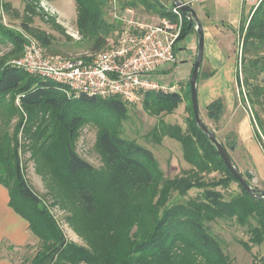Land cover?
Wrapping results in <instances>:
<instances>
[{"label":"trees","instance_id":"1","mask_svg":"<svg viewBox=\"0 0 264 264\" xmlns=\"http://www.w3.org/2000/svg\"><path fill=\"white\" fill-rule=\"evenodd\" d=\"M75 2L78 32L94 52L105 49L111 37L124 29L122 20L110 16L114 0ZM138 5L159 17L177 19L162 0H128L122 8L134 10ZM182 19L177 44L196 29L184 14ZM25 29L43 47L51 43L43 32L28 24ZM2 32L23 52L27 41L23 35ZM240 41L236 68L239 94L244 105H264V0L242 24ZM9 96L18 98L29 114L38 115L42 110L52 116L50 131L41 144L35 145L33 153L54 166L65 187L58 192L56 202L70 204L68 223L87 243L85 246L67 239L51 209L27 183L18 146L8 144L0 150V183L9 190L10 207L29 222L31 233L40 240L31 264H226L222 241L208 225L220 219L248 229L250 242L244 243L247 249L251 248L249 243H264V198L253 196L232 175L215 145L197 126L191 98L187 130L159 122L160 137L179 141L184 159L192 167L184 175L170 178L150 148L123 137L116 128L115 123L128 116L129 104L119 96L73 97L55 81L0 57V104ZM180 102L178 92H149L143 105L159 115L173 113ZM223 108L222 99L213 101L208 106L209 117L217 122ZM90 119H102L98 148L104 172L75 149L76 133ZM47 125L43 128L48 129ZM255 135L264 150L256 131ZM213 172L220 176L207 179L205 175ZM243 174L250 182L252 175ZM233 182L239 191L228 192ZM193 189L198 193L189 196ZM256 264H264V257H259Z\"/></svg>","mask_w":264,"mask_h":264},{"label":"rangeland","instance_id":"2","mask_svg":"<svg viewBox=\"0 0 264 264\" xmlns=\"http://www.w3.org/2000/svg\"><path fill=\"white\" fill-rule=\"evenodd\" d=\"M127 1L117 0L119 12L125 11L122 5ZM132 14L141 22L153 23L157 20V14L146 10L143 5L135 7L130 15ZM77 15L75 0H0V57L6 58L11 63L17 59L19 60L23 52L18 51L17 45L2 31L17 32L26 39L33 38L26 31V24L43 32L50 38L51 43L44 45L50 54L76 56L84 52L95 53L78 32ZM235 38V50L238 58L241 46L238 33H236ZM178 51L180 52V49ZM237 94L240 104L242 103L241 105L248 109L254 122L255 131L261 138L262 144H264V105H244L239 89ZM204 115L203 113L202 116ZM190 118L191 111L189 107L187 112L175 110L170 114L157 115L146 110L143 104H129L128 116L117 121L115 126L123 137L134 139L150 148L155 153L165 176L173 178L184 175L192 167L184 159L183 148L179 141L169 136L160 137L162 130L159 122L180 125L185 131ZM52 120L50 113L45 114L42 110L39 111L38 115L27 113L21 107L18 98L15 99L9 96L7 100L5 99L0 104V150L6 149L8 144L12 147L15 144L18 146L21 167L27 183L51 209L67 239L86 246V240L75 232L68 223L67 216L71 215L70 204L65 200L56 202V196L59 195L58 192L62 191V189L65 190V187L62 186L53 168L54 166L43 156L33 153L35 145L41 144L45 135L50 131ZM101 120L90 119L82 124L74 138V145L77 153L82 158L92 163L97 170L104 172V163L98 148V136L102 126ZM203 120L209 128L215 131L218 139L224 144L230 154V151L237 144L236 137L234 135L231 137L230 135L222 136L215 121L205 118ZM46 124H48V129L43 128ZM239 154L240 150L239 153H233L236 158L239 157ZM247 161L249 160L247 159ZM242 165L240 161L243 173L252 175L250 183L264 190V187H259L254 174L248 171L250 169L245 170V166ZM205 176L210 179L219 177L220 173L213 172ZM238 188V184L233 182L228 192L233 189L239 191ZM197 193L198 190L193 189L189 191V196H196ZM208 225L210 226V231L222 241L221 245L226 256V264H256V260L259 257H264V243L260 246L249 243L250 249L244 246V243L250 242V234L246 227L239 226L233 221L221 219L210 222ZM39 246L40 240L36 237L33 244L16 251L18 253L15 252L14 255L16 263L31 264V259ZM4 248H7V245Z\"/></svg>","mask_w":264,"mask_h":264},{"label":"crops","instance_id":"3","mask_svg":"<svg viewBox=\"0 0 264 264\" xmlns=\"http://www.w3.org/2000/svg\"><path fill=\"white\" fill-rule=\"evenodd\" d=\"M162 1L170 7L174 3V0ZM182 1L193 7L203 26V61L198 77L201 116L204 113L203 119L213 121L209 117L208 106L217 99L223 100V112L216 123L222 136L236 137L237 144L230 151L232 161L243 172L240 166L241 161L245 166L244 169H250L248 171L254 174L259 187H264V150L256 138L249 111L237 98L235 50L236 33L240 36L242 24L247 23L254 7L262 0ZM122 12L127 19L137 20L134 14L130 15L129 9ZM198 42L195 29L177 44V62L161 73L162 80L181 95V102L176 109L178 112H187L190 104L189 78H191L198 53ZM239 150V157H234L233 153H239ZM9 202V190L0 183V264H17L14 258L15 252L33 244L36 238L29 229V222L14 211ZM6 245L7 248H4Z\"/></svg>","mask_w":264,"mask_h":264},{"label":"built area","instance_id":"4","mask_svg":"<svg viewBox=\"0 0 264 264\" xmlns=\"http://www.w3.org/2000/svg\"><path fill=\"white\" fill-rule=\"evenodd\" d=\"M170 9L176 21L158 16L155 22L147 23L127 19L114 0L111 16L122 20L125 27L111 37L105 49L60 56L48 53L36 39L28 38L22 56L13 63L55 81L73 97L119 96L130 105L143 104L149 92H175L161 75L177 62L175 47L183 23L180 7L173 5Z\"/></svg>","mask_w":264,"mask_h":264},{"label":"water","instance_id":"5","mask_svg":"<svg viewBox=\"0 0 264 264\" xmlns=\"http://www.w3.org/2000/svg\"><path fill=\"white\" fill-rule=\"evenodd\" d=\"M176 6H179L182 13L188 17L191 21H193L196 25V31L198 34V53L195 60L194 68L192 71V75L190 79V94H191V103L194 112V118L197 126L208 136L210 141L215 145L220 157L224 160L225 164L228 166L232 175L237 179L238 183L245 188L249 193H251L256 198H264V190L259 189L256 186L252 185L248 182L243 174V172L238 168L236 163L232 161V157L229 154L228 150L224 146V144L218 139L215 131L207 126L201 116L199 100H198V77L200 73V68L203 61V50H204V33L203 26L200 23V19L193 9V7L184 3L182 0H174Z\"/></svg>","mask_w":264,"mask_h":264}]
</instances>
